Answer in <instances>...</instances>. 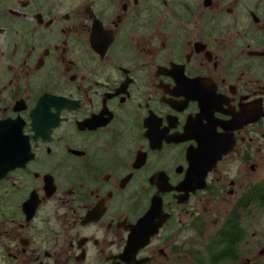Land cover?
I'll list each match as a JSON object with an SVG mask.
<instances>
[{
  "label": "flooded vegetation",
  "instance_id": "flooded-vegetation-1",
  "mask_svg": "<svg viewBox=\"0 0 264 264\" xmlns=\"http://www.w3.org/2000/svg\"><path fill=\"white\" fill-rule=\"evenodd\" d=\"M264 0H0V264H258Z\"/></svg>",
  "mask_w": 264,
  "mask_h": 264
},
{
  "label": "rangeland",
  "instance_id": "rangeland-1",
  "mask_svg": "<svg viewBox=\"0 0 264 264\" xmlns=\"http://www.w3.org/2000/svg\"><path fill=\"white\" fill-rule=\"evenodd\" d=\"M264 171V169H262ZM248 230L251 232L254 229L258 230V244L249 243L248 246H245V249H249V252L246 255L254 254V256L258 255V251L260 249H264V207L259 208L258 212V221L248 223ZM258 264H264V254H259Z\"/></svg>",
  "mask_w": 264,
  "mask_h": 264
}]
</instances>
